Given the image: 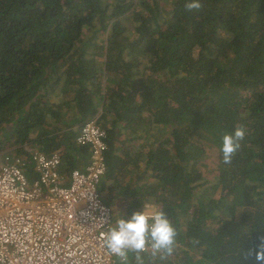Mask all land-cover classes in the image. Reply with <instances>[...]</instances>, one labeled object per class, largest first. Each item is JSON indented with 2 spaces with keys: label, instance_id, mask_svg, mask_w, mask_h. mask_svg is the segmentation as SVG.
Here are the masks:
<instances>
[{
  "label": "trees",
  "instance_id": "obj_1",
  "mask_svg": "<svg viewBox=\"0 0 264 264\" xmlns=\"http://www.w3.org/2000/svg\"><path fill=\"white\" fill-rule=\"evenodd\" d=\"M186 2L0 0V152L68 153L75 132L48 117L57 124L60 106L81 125L103 98L146 141L161 128L132 201L137 211L153 199L179 232L166 261L129 264H264V0ZM240 125L246 138L226 165L222 136ZM106 143L112 173L122 166L107 131Z\"/></svg>",
  "mask_w": 264,
  "mask_h": 264
},
{
  "label": "built area",
  "instance_id": "obj_2",
  "mask_svg": "<svg viewBox=\"0 0 264 264\" xmlns=\"http://www.w3.org/2000/svg\"><path fill=\"white\" fill-rule=\"evenodd\" d=\"M76 142L89 147V162L72 169L67 184L58 153L0 152V264H117L104 245L114 218L99 192L106 131L88 119Z\"/></svg>",
  "mask_w": 264,
  "mask_h": 264
},
{
  "label": "crops",
  "instance_id": "obj_3",
  "mask_svg": "<svg viewBox=\"0 0 264 264\" xmlns=\"http://www.w3.org/2000/svg\"><path fill=\"white\" fill-rule=\"evenodd\" d=\"M123 58L128 59L131 58V56L127 54L124 55ZM52 98V102L55 104L58 102L59 105L66 101L62 95L60 97L52 96ZM105 103L106 100H103V98L97 100L98 105L95 107L96 111L90 119H95L105 131L111 133L113 140H116V144H114L116 149L113 148V157L116 162V167L117 165H121L122 167L117 168L115 172L113 171L112 173H110L107 168L105 175L101 178L99 192L110 208L112 207L113 218L114 215H119L120 213L124 218H128L132 212L137 209V206H135L132 201L135 197L132 194L135 193L134 189L137 187L141 188V185L147 181V178H151L149 176L150 171H146L145 146L155 142L157 140V134H160L162 130L159 126H156L153 130L154 134H150L146 141L145 133L139 129L137 124H126L125 112L121 109L114 111L111 109L110 103L109 105L107 104V106ZM56 114L61 116L57 124L53 120L56 119L54 116H52L50 120L48 117L46 123L61 127L62 131H67L68 129L73 130L75 132V135L72 137L73 148L69 149L68 153L64 149H53L51 151L48 150V152L45 150L41 151L49 155L52 153H58L60 155L61 165L59 170L63 175L64 183L67 184L69 182L70 171L74 168H84L89 162V147L87 145L78 144L75 140L80 128L78 124L80 123L78 121H75V123L73 122V111L59 106L58 113ZM6 151L10 157L17 155L12 149ZM107 172H109V174ZM153 203V199L150 201L145 200L141 209H143L144 204L153 205ZM131 255L137 256L135 253H129L130 257ZM151 257L152 255L150 252H145L138 258V262L149 263Z\"/></svg>",
  "mask_w": 264,
  "mask_h": 264
},
{
  "label": "clouds",
  "instance_id": "obj_4",
  "mask_svg": "<svg viewBox=\"0 0 264 264\" xmlns=\"http://www.w3.org/2000/svg\"><path fill=\"white\" fill-rule=\"evenodd\" d=\"M185 7L188 11H194L199 10L202 4L200 0H187ZM246 132V128L240 125L222 136L221 153L224 164L232 163L242 147ZM178 235L177 227L165 211L152 204H144L142 210L133 211L128 218H124L121 213L114 215V224L108 227L104 235V245L117 258V264H129V253H135L140 258L145 252L166 261L175 254ZM252 254L253 250L248 249L243 258L247 260ZM256 259L264 261V245L256 252Z\"/></svg>",
  "mask_w": 264,
  "mask_h": 264
},
{
  "label": "rangeland",
  "instance_id": "obj_5",
  "mask_svg": "<svg viewBox=\"0 0 264 264\" xmlns=\"http://www.w3.org/2000/svg\"><path fill=\"white\" fill-rule=\"evenodd\" d=\"M161 4H163V3L161 2ZM207 160L209 161V160H210V158H209V157H207ZM111 211H113V210H112V207H111ZM112 214H113V212H112Z\"/></svg>",
  "mask_w": 264,
  "mask_h": 264
}]
</instances>
